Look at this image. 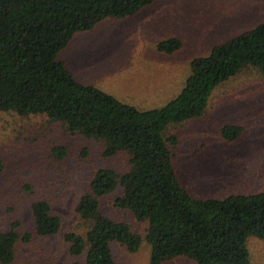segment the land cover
<instances>
[{"label": "trees", "instance_id": "16d2710c", "mask_svg": "<svg viewBox=\"0 0 264 264\" xmlns=\"http://www.w3.org/2000/svg\"><path fill=\"white\" fill-rule=\"evenodd\" d=\"M156 0H0V111L44 116L71 133L105 144L104 156L129 155V168L95 172L76 212L84 232L65 235L75 264H116L113 245L137 253L145 241L150 264L188 258L197 264H250L248 242L264 240V191L223 199H197L182 185L168 129L202 117L218 86L247 68L264 78V22L215 45L190 62L191 74L177 97L160 108L139 110L93 86L80 83L61 53L76 34L92 31L108 19H127ZM183 48L179 38L158 44L165 55ZM245 133L226 125L229 142ZM62 159L66 150L55 147ZM0 159V173L4 171ZM121 186L115 206L147 223L145 238L106 216L101 200ZM34 229L22 234L19 222L0 231V262L13 264L17 248L35 237L61 231L62 220L46 200L32 207Z\"/></svg>", "mask_w": 264, "mask_h": 264}, {"label": "rangeland", "instance_id": "374dc122", "mask_svg": "<svg viewBox=\"0 0 264 264\" xmlns=\"http://www.w3.org/2000/svg\"><path fill=\"white\" fill-rule=\"evenodd\" d=\"M240 6L250 10L240 11ZM256 13V14H253ZM261 13V14H259ZM249 16V20H245ZM253 17V18H252ZM264 22V0H156L138 15L108 19L92 31L79 33L61 53L76 79L93 85L139 110L160 108L182 91L192 59ZM179 38L183 48L165 55L158 44ZM226 125H240L244 135L234 142L222 136ZM172 147L182 185L197 199H223L233 194L264 191V78L247 68L213 92L204 115L171 126ZM66 155L60 159L54 148ZM105 144L69 132L44 116L23 117L0 111V231L19 222L24 234L34 229L32 207L46 200L62 220L61 231L21 243L13 264H75L65 235L79 231L76 206L95 172L111 168L124 173L129 155L104 156ZM119 186L101 200L103 213L129 224L145 238L147 223L115 206ZM251 263L264 264V240L248 242ZM116 264H150V246L137 253L114 244ZM0 264H2L0 262ZM85 264V259H81ZM166 264H197L179 258Z\"/></svg>", "mask_w": 264, "mask_h": 264}, {"label": "crops", "instance_id": "0c3cea01", "mask_svg": "<svg viewBox=\"0 0 264 264\" xmlns=\"http://www.w3.org/2000/svg\"><path fill=\"white\" fill-rule=\"evenodd\" d=\"M240 11L242 12V13H247V12H249L250 10H248V9H246V6H243V8L240 6ZM253 14H256V13H253ZM259 14H261V13H259ZM253 18V17H252ZM250 18H249V16L245 19L246 21L247 20H249Z\"/></svg>", "mask_w": 264, "mask_h": 264}]
</instances>
